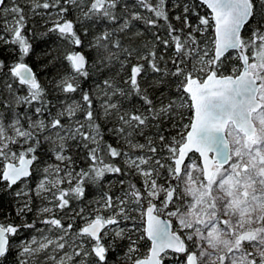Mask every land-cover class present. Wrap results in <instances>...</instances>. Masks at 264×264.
I'll return each instance as SVG.
<instances>
[{
    "label": "snow or ice",
    "instance_id": "snow-or-ice-1",
    "mask_svg": "<svg viewBox=\"0 0 264 264\" xmlns=\"http://www.w3.org/2000/svg\"><path fill=\"white\" fill-rule=\"evenodd\" d=\"M0 196V264H264V0H0Z\"/></svg>",
    "mask_w": 264,
    "mask_h": 264
},
{
    "label": "trees",
    "instance_id": "trees-1",
    "mask_svg": "<svg viewBox=\"0 0 264 264\" xmlns=\"http://www.w3.org/2000/svg\"><path fill=\"white\" fill-rule=\"evenodd\" d=\"M127 2L131 6L133 0H127ZM200 11H201V14H203L204 12L207 11V9L201 8ZM73 15H74V13H70V18ZM193 19H195V18L193 17ZM83 27H89V35H88V37L85 38V44H87V41L91 40L92 36L94 34L98 33L100 31V29H102L104 27V25L102 23H97V24L93 25L89 22V23L84 24V25H78V31ZM141 28H142V26H141ZM29 29L33 30L32 38H33V42H34L35 49H36V55L34 57L28 58L27 62L32 64L34 67V70H36L40 74L39 78L42 81L46 82L50 78L51 75H54L55 72L59 70V68L58 67L53 68L51 65H49L48 69L44 70L42 68V66L38 65V63H37L40 59V55L47 50H51L53 53H57L58 48H59V51H63V46L60 45V42L55 38L54 35L53 36H46V37L40 36V33L42 31H44V28H43V22L39 18H34V19H31L29 21ZM153 31H155V30L149 29V30L145 31L144 36L142 37V40L137 41V43H142L144 41H151L153 39V37H152ZM210 34H211V32L209 33V35ZM84 50L87 52V48H85ZM149 78H151V76H149ZM88 83L91 84L92 81H89ZM87 86L88 85L86 84L85 87H87ZM156 95H159V93H156ZM133 102L137 105H139V103H140L138 100H135ZM98 106L99 105L97 104V107ZM125 107H131V105L126 103ZM190 115H191V112L189 111L185 117V121H184L185 123L188 122L187 116H190ZM109 126H111V125H109ZM152 131H154V130H150L147 134L151 135ZM169 134L175 135L176 133H175V131H171ZM106 139L109 142H114L112 137L106 136ZM141 142H143L142 138H141ZM107 179L115 180L116 178L115 177H108ZM135 181L137 183H139V178L138 177L135 178ZM98 194H99V192L97 189L90 188L88 199H92L93 197L98 196ZM9 200H10V198L7 196H0V220H5V216L11 214L10 219L15 223H19L20 222L19 219L15 218L14 213H11ZM26 235H28L27 232L21 233V236H26ZM146 247H147L146 245L142 244L141 245L142 251L146 250Z\"/></svg>",
    "mask_w": 264,
    "mask_h": 264
},
{
    "label": "rangeland",
    "instance_id": "rangeland-1",
    "mask_svg": "<svg viewBox=\"0 0 264 264\" xmlns=\"http://www.w3.org/2000/svg\"><path fill=\"white\" fill-rule=\"evenodd\" d=\"M190 155H192V158L193 159H197L198 158V155L197 154H190Z\"/></svg>",
    "mask_w": 264,
    "mask_h": 264
},
{
    "label": "water",
    "instance_id": "water-1",
    "mask_svg": "<svg viewBox=\"0 0 264 264\" xmlns=\"http://www.w3.org/2000/svg\"><path fill=\"white\" fill-rule=\"evenodd\" d=\"M198 155V154H197Z\"/></svg>",
    "mask_w": 264,
    "mask_h": 264
}]
</instances>
